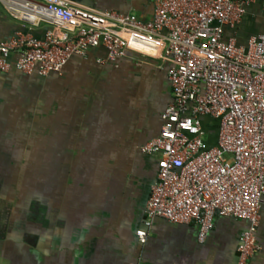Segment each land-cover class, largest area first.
Returning <instances> with one entry per match:
<instances>
[{
	"label": "crops",
	"instance_id": "1",
	"mask_svg": "<svg viewBox=\"0 0 264 264\" xmlns=\"http://www.w3.org/2000/svg\"><path fill=\"white\" fill-rule=\"evenodd\" d=\"M15 1L0 0V39L17 32L42 37L52 27L17 17ZM72 1L140 19L153 13L150 0ZM258 33L261 2L225 27V37L242 45ZM106 53L99 45L72 55L61 75L0 71V264H235L246 219L217 215L200 242L196 224L155 217L145 242L138 241L157 181V157L141 146L158 135L172 99L171 60L127 50L98 63ZM207 139L216 144V128ZM256 241L260 248L247 264H264V203Z\"/></svg>",
	"mask_w": 264,
	"mask_h": 264
},
{
	"label": "built area",
	"instance_id": "2",
	"mask_svg": "<svg viewBox=\"0 0 264 264\" xmlns=\"http://www.w3.org/2000/svg\"><path fill=\"white\" fill-rule=\"evenodd\" d=\"M149 19L114 10L95 11L72 0H19L10 5L31 25L47 21L42 37L17 32L0 39V71L40 77L61 75L72 55L102 45L98 63L127 50L162 55L172 99L161 113L156 137L141 151L157 157V181L145 204L144 243L155 217L198 226L203 242L215 216L246 219L235 264H247L264 203V33L242 45L225 37L247 6L264 0H150ZM12 56L14 57L12 59ZM216 128V144L207 134Z\"/></svg>",
	"mask_w": 264,
	"mask_h": 264
},
{
	"label": "flooded vegetation",
	"instance_id": "3",
	"mask_svg": "<svg viewBox=\"0 0 264 264\" xmlns=\"http://www.w3.org/2000/svg\"><path fill=\"white\" fill-rule=\"evenodd\" d=\"M9 208H10L9 205L3 204L2 211H3L4 216L7 217V218H8L9 210H10ZM34 210H35L34 206L31 205L30 209H29V212H30L29 215H30L31 218H33L34 215H35ZM4 226H5L4 221L0 220V227L4 228Z\"/></svg>",
	"mask_w": 264,
	"mask_h": 264
},
{
	"label": "water",
	"instance_id": "4",
	"mask_svg": "<svg viewBox=\"0 0 264 264\" xmlns=\"http://www.w3.org/2000/svg\"><path fill=\"white\" fill-rule=\"evenodd\" d=\"M138 229H136V231H137Z\"/></svg>",
	"mask_w": 264,
	"mask_h": 264
}]
</instances>
